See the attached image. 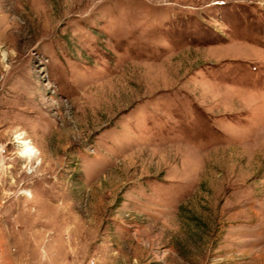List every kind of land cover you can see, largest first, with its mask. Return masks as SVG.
I'll return each instance as SVG.
<instances>
[{
    "label": "rangeland",
    "instance_id": "obj_1",
    "mask_svg": "<svg viewBox=\"0 0 264 264\" xmlns=\"http://www.w3.org/2000/svg\"><path fill=\"white\" fill-rule=\"evenodd\" d=\"M2 53L0 264H264V0H0Z\"/></svg>",
    "mask_w": 264,
    "mask_h": 264
},
{
    "label": "bare ground",
    "instance_id": "obj_2",
    "mask_svg": "<svg viewBox=\"0 0 264 264\" xmlns=\"http://www.w3.org/2000/svg\"><path fill=\"white\" fill-rule=\"evenodd\" d=\"M25 141H23L24 143ZM36 154L35 147H32L30 145H27V148L24 150L23 155H26L30 158H32Z\"/></svg>",
    "mask_w": 264,
    "mask_h": 264
},
{
    "label": "clouds",
    "instance_id": "obj_3",
    "mask_svg": "<svg viewBox=\"0 0 264 264\" xmlns=\"http://www.w3.org/2000/svg\"><path fill=\"white\" fill-rule=\"evenodd\" d=\"M0 55H3L5 59L7 58V53H2Z\"/></svg>",
    "mask_w": 264,
    "mask_h": 264
}]
</instances>
